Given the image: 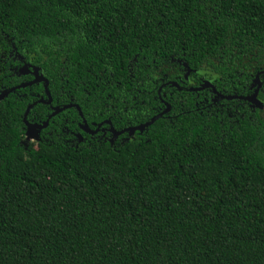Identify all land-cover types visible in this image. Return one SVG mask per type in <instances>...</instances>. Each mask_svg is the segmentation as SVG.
I'll return each instance as SVG.
<instances>
[{
    "label": "trees",
    "instance_id": "1",
    "mask_svg": "<svg viewBox=\"0 0 264 264\" xmlns=\"http://www.w3.org/2000/svg\"><path fill=\"white\" fill-rule=\"evenodd\" d=\"M30 62L48 90L0 101V264H264V74L259 108L190 91L254 93L264 0H0V94ZM166 81L190 90L143 132L81 129L149 122ZM34 103L83 116L29 138Z\"/></svg>",
    "mask_w": 264,
    "mask_h": 264
},
{
    "label": "water",
    "instance_id": "2",
    "mask_svg": "<svg viewBox=\"0 0 264 264\" xmlns=\"http://www.w3.org/2000/svg\"><path fill=\"white\" fill-rule=\"evenodd\" d=\"M26 68V67H25ZM24 68V69H25ZM24 73V71H22ZM200 73H204L205 71H199ZM264 72V71H262ZM34 74H35V79L29 83H25V84H22V85H19L17 87H14L10 90H7V91H4L2 94H0V101L2 99H4L5 97H7L11 92L15 91L16 89L18 88H21V87H25V86H28V85H32V84H35V83H41V82H44L45 83V88L46 90H48V85H49V81L48 79L44 76V73L43 72H39V68L36 67L35 70H34ZM216 77L217 75L214 74ZM260 75H261V72L257 73L256 75V79H255V85L257 86L254 93L251 95V96H247V97H237V96H225L221 93H219L213 86V82L212 80H207L202 87H199V88H196V89H191V90H203L207 87H211L214 89V93L216 94V96L222 98V99H234V98H241V99H246L252 103H254L258 108L262 106V100L259 99L258 95H259V91H260V88H261V80H260ZM172 84L176 85V86H179L178 82H172ZM50 100L48 101L49 103H51L52 99H51V96L50 94H48ZM39 102H43V100H40ZM36 103L30 105L28 107V109L26 110V113H25V116H24V121L27 125V136L29 138H38L39 137V134L41 132V130H43L44 128L48 127L49 125V120L55 116L56 114L62 112L64 109L70 107L71 105H66L64 107H55L54 109V112L52 113V115L48 118V120L44 123V124H34V123H29L27 121V114L28 112L34 107ZM80 110V108H79ZM170 110V104H167V108L163 111V113H160L158 114L157 116L153 117L151 120L152 121H157L158 119L162 118L163 114L168 112ZM80 114L81 116H83V113L82 111L80 110ZM109 123H111L109 121ZM153 122L149 121L148 123L146 124H143V125H139V126H136V127H129V128H126L122 131H116L113 127L110 129L112 133H114L115 136H118L124 132H129L131 135H134V133L138 130V131H141L143 132L145 130V128L149 127L150 125H152ZM83 130L88 132V133H94L93 131H91L89 129V125L87 124L86 120L84 119V126H82Z\"/></svg>",
    "mask_w": 264,
    "mask_h": 264
},
{
    "label": "flooded vegetation",
    "instance_id": "3",
    "mask_svg": "<svg viewBox=\"0 0 264 264\" xmlns=\"http://www.w3.org/2000/svg\"><path fill=\"white\" fill-rule=\"evenodd\" d=\"M31 65H33V66H36V65H34L32 62H30V63H26V64H24L23 66H22V68L20 69V71H19V73L20 74H22V75H24V76H32V79H30L28 82H24V83H22V84H25V83H29V82H31V81H33L34 79H35V74H34V71L32 72V70H30L29 68L30 67H32ZM26 67V68H25ZM25 68V69H24ZM35 70V69H34ZM22 71H24V73L22 72ZM39 72L41 73V72H43V71H40V69H39ZM31 73H33V75L31 74ZM188 74L189 73H187L186 75H185V78L189 81V76H188ZM264 74V72H261V75H263ZM217 78H216V76L215 75H213V78L212 79H207V80H212V82H213V86H214V88L218 91V89L216 88V86H215V84H214V81L216 80ZM260 80H261V86L263 85V82H262V79H261V76H260ZM172 82H174V81H166V82H164V83H162L160 86H159V89H158V97H159V100L161 101V103L164 105V109H163V111L167 108V104H169L168 103V101L166 100V97H167V93L165 92V89L168 87V86H174V87H176L177 89H179V90H190V89H188V86H187V84H186V82H184L183 84H184V86H182V85H180V83H178L179 84V86H176V85H174V84H172ZM206 82V81H205ZM204 82V83H205ZM42 83V82H41ZM21 84V85H22ZM203 85V84H202ZM19 86V85H18ZM17 87V86H16ZM26 87V86H25ZM22 88V87H21ZM199 88V87H198ZM19 89V88H18ZM196 89V88H195ZM205 89H210L211 91H212V93H213V95L216 97V98H220V97H218V96H216V94L214 93V89L213 88H211V87H207V88H205ZM205 89H203V90H205ZM261 89V88H260ZM17 90V89H16ZM190 91H202V90H190ZM219 93H220V91H218ZM260 92V91H259ZM132 92H131V90H130V92H129V94H131ZM222 94V93H221ZM52 99V98H51ZM220 99H222V98H220ZM236 99H241V98H234V99H230V101H232V100H236ZM259 99H261L260 97H259ZM49 100H50V98H49ZM48 100V101H49ZM226 100H228V99H226ZM241 100H245V101H247V102H249V103H251V105L255 108H258L254 103H252V102H250V101H248V100H246V99H241ZM53 101V100H52ZM52 101H51V103H52ZM51 103H49L48 102V104H51ZM68 105H71L70 107H68V108H71V107H76L78 110H79V108L80 107H78V105H76V104H72V103H70V104H68ZM62 108V107H61ZM68 108H66V109H68ZM171 106H170V110H171ZM81 110V109H80ZM79 110V111H80ZM170 110L168 111V112H166V113H164L163 114V116L164 115H166L167 113H169L170 112ZM163 111H162V113H163ZM162 116V117H163ZM86 120V119H85ZM109 121L111 122V123H109ZM83 122H84V119H83ZM86 122H87V120H86ZM148 123V122H147ZM87 124L89 125V123L87 122ZM146 124V123H145ZM82 126H84V123H83V125H81V129L83 130V128H82ZM136 126H139V125H136ZM136 126H132V127H136ZM114 128L116 131H122V130H124V129H126V128H129V127H126V128H124V129H121V130H117L116 128H115V126H114V124H113V121L111 120V119H105V120H102V121H100L98 124H97V127H96V129H92V127L89 125V129L91 130V131H93L94 133H88V132H86V131H84V132H86V133H88L89 135H96V134H98L100 131H110V133H112L111 132V128ZM148 128V127H147ZM146 129V128H145ZM138 131V130H137ZM136 131V132H137ZM136 132L134 133V135L136 134ZM125 133H128V132H124V133H122V134H120V135H118V136H116V137H120L121 135H124ZM113 135H114V133H112ZM134 135H132V136H134ZM115 136V135H114Z\"/></svg>",
    "mask_w": 264,
    "mask_h": 264
},
{
    "label": "snow or ice",
    "instance_id": "4",
    "mask_svg": "<svg viewBox=\"0 0 264 264\" xmlns=\"http://www.w3.org/2000/svg\"><path fill=\"white\" fill-rule=\"evenodd\" d=\"M149 121H151V122H153V123H154V121H152V120H151V117H149ZM146 123H147V121H146Z\"/></svg>",
    "mask_w": 264,
    "mask_h": 264
}]
</instances>
